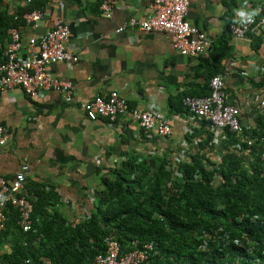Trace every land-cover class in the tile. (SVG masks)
Segmentation results:
<instances>
[{
    "label": "crops",
    "instance_id": "obj_1",
    "mask_svg": "<svg viewBox=\"0 0 264 264\" xmlns=\"http://www.w3.org/2000/svg\"><path fill=\"white\" fill-rule=\"evenodd\" d=\"M103 1L47 0L35 27L18 28L24 43L55 22L70 25L67 48L77 62L70 69L62 63L52 65L48 74L71 83V103H64L55 91L36 101L18 88L0 96V126L8 134L7 145L0 147V178H11L27 165L25 191L27 185L51 189L57 196L54 211L69 226L93 211L101 179L113 178L127 163L162 159L174 173L192 157L218 163L223 153L235 150L233 135L207 146L212 135L206 124L188 120L181 107L184 96L208 93L213 74L223 76L225 103L237 109L242 137L251 139L252 146L264 125V86H259L264 82V45L256 37L235 39L227 33V25L238 20L237 9H258L260 14L264 0H188L185 22L211 44L195 57L173 52L172 38L166 33L115 32L128 20L149 15L147 1L111 0L110 18L101 15ZM110 91L130 108H156L167 120L170 134L147 139L128 116L113 123L87 120L78 105ZM9 252L7 240L1 242L0 256Z\"/></svg>",
    "mask_w": 264,
    "mask_h": 264
},
{
    "label": "trees",
    "instance_id": "obj_2",
    "mask_svg": "<svg viewBox=\"0 0 264 264\" xmlns=\"http://www.w3.org/2000/svg\"><path fill=\"white\" fill-rule=\"evenodd\" d=\"M3 1L0 64L8 29H18L24 13L42 9L47 2L12 0L16 6L9 8ZM256 144L247 152L227 150L218 163L192 157L174 173L162 159L127 163L113 178L101 179L96 206L74 226L54 211L57 196L51 189L27 185L26 194L32 197L30 230L22 233L16 212L8 209L0 243L7 240L10 252L0 256V264H22L26 259L31 264H92L106 237H113L121 252L131 250L134 241L152 242L157 253L147 264H194L203 261L197 245L213 230L264 240V166L258 140ZM252 217L256 219L250 221ZM209 259L216 262L213 255Z\"/></svg>",
    "mask_w": 264,
    "mask_h": 264
},
{
    "label": "built area",
    "instance_id": "obj_3",
    "mask_svg": "<svg viewBox=\"0 0 264 264\" xmlns=\"http://www.w3.org/2000/svg\"><path fill=\"white\" fill-rule=\"evenodd\" d=\"M150 14L142 20L130 19L118 27L116 33L136 30L142 33H166L171 36V48L180 56L195 57L210 49L209 40L196 28L185 22L188 0H145ZM99 10L104 18H110L112 1L104 0ZM42 19V9H34L21 17L22 25L35 27ZM227 33L235 38L247 36L259 38L264 45V10L249 23L237 20L227 25ZM8 41L4 47V61L0 64V96L8 89L18 88L32 101L41 99L48 91L61 94L66 104L72 102L70 82L50 78V66L62 63L70 69L77 57L67 48L70 25L55 22L38 37H29L23 43L17 28L7 31ZM208 93L200 97L184 96L181 107L188 120H199L206 124L212 139L207 146L217 143L231 134L236 136L235 150L248 151L253 144L251 139L242 137V126L238 121L237 109L225 103L224 80L222 75H214L207 82ZM79 109L89 121L105 120L113 123L116 119L128 116L135 122L147 139L165 138L170 134V126L164 116L156 109L140 110L130 108L126 100L117 92L110 91L104 96H95L80 103ZM185 133H191L184 128ZM8 143V134L0 126V147ZM259 161L264 166V125L260 128ZM28 166L23 164L11 178H0V231L5 227L6 212L11 209L17 214L16 224L22 233L30 230L32 205L25 191ZM106 176V174H104ZM170 184L167 183V187ZM250 221L256 217L249 218ZM196 250L203 254V261L194 264H264V240L247 238L244 234L232 237L222 229L204 234ZM132 249L121 252L113 237L104 239V249L97 253L92 264H147L157 251L152 242L132 243ZM216 262L212 263L210 257ZM22 264H31L28 259Z\"/></svg>",
    "mask_w": 264,
    "mask_h": 264
},
{
    "label": "clouds",
    "instance_id": "obj_4",
    "mask_svg": "<svg viewBox=\"0 0 264 264\" xmlns=\"http://www.w3.org/2000/svg\"><path fill=\"white\" fill-rule=\"evenodd\" d=\"M258 14V9H253L249 11L246 8L237 9L235 13L236 17L238 18L237 22L244 24L251 22L253 18Z\"/></svg>",
    "mask_w": 264,
    "mask_h": 264
},
{
    "label": "rangeland",
    "instance_id": "obj_5",
    "mask_svg": "<svg viewBox=\"0 0 264 264\" xmlns=\"http://www.w3.org/2000/svg\"><path fill=\"white\" fill-rule=\"evenodd\" d=\"M2 4L5 5V6H9V8L11 6H16L15 3H12V0H4Z\"/></svg>",
    "mask_w": 264,
    "mask_h": 264
}]
</instances>
